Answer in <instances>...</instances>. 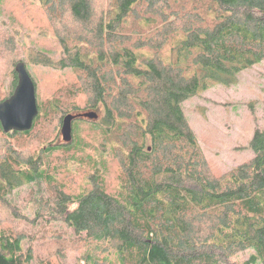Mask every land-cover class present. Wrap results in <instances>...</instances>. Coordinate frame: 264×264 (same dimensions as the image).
I'll return each mask as SVG.
<instances>
[{
	"label": "trees",
	"instance_id": "1",
	"mask_svg": "<svg viewBox=\"0 0 264 264\" xmlns=\"http://www.w3.org/2000/svg\"><path fill=\"white\" fill-rule=\"evenodd\" d=\"M38 2L62 55L55 61L41 52L30 61L73 70L85 97L78 102L74 92L63 109L59 96L40 94L26 66L38 113L29 130L0 125V264H229L249 249L242 264H264V127L249 141L252 157L217 175L181 106L213 84L236 83L264 59V0ZM2 51L13 58L5 61ZM15 51L14 37L0 32V101L13 90L6 76L12 88L17 82L23 59ZM92 110L97 119L74 120L100 129V154L119 169L115 192L96 173L106 165L86 152L81 129L71 142L54 140L67 112ZM49 113H57L55 136L38 140ZM22 137L34 138L35 153L15 146ZM56 151L92 162L88 189H65L59 166L44 160ZM22 185L38 205L31 218L13 196ZM75 243L82 252L67 258Z\"/></svg>",
	"mask_w": 264,
	"mask_h": 264
},
{
	"label": "rangeland",
	"instance_id": "2",
	"mask_svg": "<svg viewBox=\"0 0 264 264\" xmlns=\"http://www.w3.org/2000/svg\"><path fill=\"white\" fill-rule=\"evenodd\" d=\"M55 29L56 27L50 24L38 0L1 1L0 32L11 34L14 37L15 54L23 59L29 72L38 82L40 94L44 97L59 96V105L65 109L72 102L74 92L75 99L78 102H84L85 96L78 91L77 74L69 68L57 69L30 61V55L41 52L48 53L55 61L60 58L62 48L54 33ZM3 47L6 49L7 44H3ZM147 49L144 47L142 50ZM1 54H4L5 61L13 58L11 53L5 54L2 51ZM12 79V75L6 76L5 85L9 90H14L15 87L12 88ZM181 106L215 174L220 175L246 161L253 155L249 141L254 129L264 127V59L240 72L236 83L230 86L221 83L213 84L205 91L185 100ZM56 111L60 109L57 108ZM47 116L51 117L48 123L42 120L37 126V130L40 129V131L39 136L35 138L38 140L41 137L51 139L55 136L57 113H49ZM77 121L80 120H74L72 128L73 130L74 128L81 129V133L89 141L90 147L86 152L92 156L94 161L102 159L103 164L106 165L105 170L102 166L103 172L99 170L96 173H103L106 178V187L109 191L115 192L118 189V178H120L117 174L119 169L112 156L102 157L100 154L103 153L100 143L105 138L99 131L100 129L93 130L89 127L90 125L76 124ZM22 138L24 139L15 142V146L25 154L35 153L39 145L34 138ZM54 140L63 142L60 128ZM109 147L107 143L105 150H109ZM78 157L68 158L66 152L63 151L52 152L44 156L45 162L50 160L51 165L59 166L56 176L65 189L72 194L88 189L89 177L94 172L91 161L79 160ZM32 193L30 186L22 185L18 193L13 194L19 205L18 209L30 218L38 208V205L31 200ZM70 233L71 229H68V234ZM69 248L67 258H78L84 247L80 243H75ZM252 253L251 249L238 252L231 256L229 264H242Z\"/></svg>",
	"mask_w": 264,
	"mask_h": 264
},
{
	"label": "water",
	"instance_id": "3",
	"mask_svg": "<svg viewBox=\"0 0 264 264\" xmlns=\"http://www.w3.org/2000/svg\"><path fill=\"white\" fill-rule=\"evenodd\" d=\"M15 71L17 82L14 90L9 97L0 101V125L4 132L29 130L38 113L35 83L25 63L18 61ZM75 118L97 119L98 113L92 110L65 114L60 127L61 138L65 143L73 139L72 122Z\"/></svg>",
	"mask_w": 264,
	"mask_h": 264
}]
</instances>
